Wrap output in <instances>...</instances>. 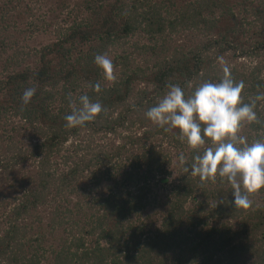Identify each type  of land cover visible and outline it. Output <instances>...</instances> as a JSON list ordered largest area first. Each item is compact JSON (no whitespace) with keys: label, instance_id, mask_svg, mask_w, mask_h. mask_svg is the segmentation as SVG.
I'll list each match as a JSON object with an SVG mask.
<instances>
[{"label":"trees","instance_id":"16d2710c","mask_svg":"<svg viewBox=\"0 0 264 264\" xmlns=\"http://www.w3.org/2000/svg\"><path fill=\"white\" fill-rule=\"evenodd\" d=\"M77 5L82 17L38 50L37 66L0 80V129L11 112L32 134L21 135L19 146L15 137L0 133V143L10 141L7 153L0 154V264H264V188L250 194V208H238L226 179L202 182L181 165L179 173H171L173 157L183 154L191 164L210 140L194 151L179 139L178 129L166 132L146 117L167 84H179L191 94L200 84L189 88L191 80H213L200 75L207 63L203 52L222 44V51L237 49L228 36L230 17L212 12L199 20V11L192 10L179 23L202 21L213 38L195 51L175 53L151 69H132L103 85L94 57L138 29L153 38L164 24L151 7L141 9L139 0H82ZM176 20L168 26H176ZM238 52H264V36L250 50ZM238 75L253 97L264 92L258 65ZM97 82L99 93L92 87ZM29 87L36 94L24 105L22 95ZM82 94L99 100L106 112L84 127L67 128L64 117L79 107ZM55 99L61 104L52 109ZM256 111L259 122L248 123L243 132L248 142L264 140V113ZM95 134L108 139L96 144ZM165 144L173 151H164ZM171 175L173 186L158 201L152 186L166 188ZM155 213L162 217L159 227ZM168 254H173L169 261Z\"/></svg>","mask_w":264,"mask_h":264},{"label":"rangeland","instance_id":"374dc122","mask_svg":"<svg viewBox=\"0 0 264 264\" xmlns=\"http://www.w3.org/2000/svg\"><path fill=\"white\" fill-rule=\"evenodd\" d=\"M126 1L130 2V0ZM139 1H142L141 9L151 7L154 10V17L163 21L164 30L150 38L142 29H138L125 39L109 45L103 54H107L113 60L116 78L132 69H151L162 59L170 58L175 53L195 51L213 38L214 34L204 29L202 21L197 24L191 23V20L183 25L179 23L182 17L191 16L192 10L199 11V16H196L199 20L208 19L212 12L215 17L222 13L229 16L230 22H232V31L228 36L237 46L236 50L228 48L222 51L221 47H224V44L211 46L205 50L203 55H205L207 63L200 75H207L213 77L212 81H218V78L223 76L222 61H226L230 67L231 75L235 77L236 81L242 78L241 75H238L239 73H249L254 70L256 65H258L260 76L264 78V52L247 55H240L238 52L243 49L250 50L254 42L264 36V0H215V2L209 0L207 4L202 0ZM77 3L82 4V0H0V80L14 71L37 66L38 50L56 40L58 34L72 21L82 17L83 11ZM173 19H177V25L169 27L168 23ZM76 51L78 50L73 51V56ZM101 82L103 85L110 84L104 78L103 72H101ZM201 82L202 79L195 78L191 80L189 88ZM3 93L4 91L0 94V98ZM242 95L243 98L246 97V100L253 97V94L244 90ZM60 104L55 99L51 108L57 109ZM263 104L264 101L258 102L257 108L260 112L264 111ZM263 111L262 113H264ZM2 124L1 135H12L16 138L14 142L16 145L24 144L21 135L25 138L32 135L27 123L11 112L4 115ZM247 124L246 122L242 126L240 135H243V132L247 130ZM134 126L136 127L137 124ZM94 138L96 144L108 139V137L103 138L96 134ZM255 140L257 139L252 138L249 142ZM8 142L10 143V141L4 140L0 143V154L7 153L5 149ZM162 149L173 151V146L165 144ZM53 156L54 159H60L59 155L54 154ZM179 165L178 158L173 157L168 168L171 173L177 174ZM172 179L171 175L170 183L166 185V188L158 185L152 186L158 201H162L166 193L170 191L173 186ZM255 202L257 205L259 204L257 200ZM161 206L164 208L163 204ZM189 206H191L190 202L187 204V207ZM160 214H162L161 211ZM154 217L157 219L155 227H159L162 217L157 213L154 214ZM139 222L146 223L148 225L146 229H152L148 221H137V223ZM171 257L173 254H168L166 259L169 261ZM43 262L45 263L46 260Z\"/></svg>","mask_w":264,"mask_h":264},{"label":"clouds","instance_id":"9594fccd","mask_svg":"<svg viewBox=\"0 0 264 264\" xmlns=\"http://www.w3.org/2000/svg\"><path fill=\"white\" fill-rule=\"evenodd\" d=\"M94 63L107 81H116L114 63L107 54H97ZM222 72L218 81H203L191 94L179 84H167V91L147 110L146 117L166 132L178 129L179 139L194 151L210 140V146L198 152L191 164L183 154L178 157L179 164L202 182L217 176L226 179L233 189L234 206L250 208V194L264 188V140L248 142L240 132L246 122H259L256 108L259 101H264V92L245 102V82L233 78L226 61H222ZM92 87L97 93L101 91L99 82ZM35 94V87L26 88L23 104L28 105ZM78 104L64 117L65 127H84L106 112L99 100L93 101L87 94L80 95Z\"/></svg>","mask_w":264,"mask_h":264}]
</instances>
